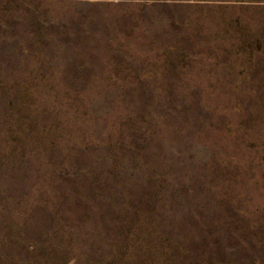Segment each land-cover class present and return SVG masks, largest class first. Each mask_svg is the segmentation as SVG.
Masks as SVG:
<instances>
[{
  "label": "trees",
  "instance_id": "obj_1",
  "mask_svg": "<svg viewBox=\"0 0 264 264\" xmlns=\"http://www.w3.org/2000/svg\"><path fill=\"white\" fill-rule=\"evenodd\" d=\"M21 84L0 78V264H261L247 215L195 202L207 165L172 96Z\"/></svg>",
  "mask_w": 264,
  "mask_h": 264
},
{
  "label": "rangeland",
  "instance_id": "obj_2",
  "mask_svg": "<svg viewBox=\"0 0 264 264\" xmlns=\"http://www.w3.org/2000/svg\"><path fill=\"white\" fill-rule=\"evenodd\" d=\"M4 5L0 78L31 92L159 94L161 107L172 96L175 123L201 143L207 165L210 187L202 198L203 184L193 185L195 202L239 208L264 240V0ZM259 256L264 264V242Z\"/></svg>",
  "mask_w": 264,
  "mask_h": 264
}]
</instances>
